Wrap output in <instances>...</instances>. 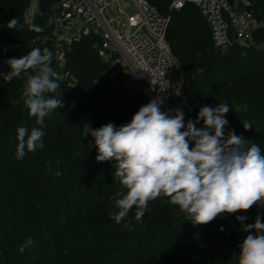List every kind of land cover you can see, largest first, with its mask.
Listing matches in <instances>:
<instances>
[{
	"label": "trees",
	"instance_id": "16d2710c",
	"mask_svg": "<svg viewBox=\"0 0 264 264\" xmlns=\"http://www.w3.org/2000/svg\"><path fill=\"white\" fill-rule=\"evenodd\" d=\"M55 1L39 0L35 20L27 23L30 0H0V73L10 71L9 58L33 48L55 56ZM150 1L171 16L167 39L187 76L185 97L196 115L203 106L226 102L233 111L226 114L225 136L234 129L264 151V26L248 45L222 48L195 4L170 9V0ZM254 10L264 21V0H255ZM14 17L22 25L18 31L6 27ZM67 64L73 76L53 77L64 106L46 116L43 126L24 106V77L8 83L0 76V264H237L240 243L223 215L196 225L162 196L139 220L135 207L119 224L109 217L111 198L120 190L114 162L96 161L93 138L83 137L82 125L130 122L142 94L108 75V63L89 38L73 45ZM236 105L248 111L235 112ZM244 122L252 125L247 131ZM22 126L29 132L41 127L44 147L26 150L18 160L16 130ZM29 238L33 243L21 252Z\"/></svg>",
	"mask_w": 264,
	"mask_h": 264
},
{
	"label": "clouds",
	"instance_id": "9594fccd",
	"mask_svg": "<svg viewBox=\"0 0 264 264\" xmlns=\"http://www.w3.org/2000/svg\"><path fill=\"white\" fill-rule=\"evenodd\" d=\"M51 23V21H49ZM17 17L7 22L8 29L20 30ZM2 27V26H0ZM39 32L43 28L34 27ZM53 52L33 48L20 58H9L7 73H0L5 82L24 77L23 103L30 117L43 126L46 116L64 104L51 67ZM52 93L54 95H46ZM161 99H152L119 127L107 123L99 128L82 125L83 137L91 136L97 150V162H114V180L120 190L111 199L108 215L117 224L135 207V219L143 217L151 201L166 197L186 214V220L206 225L222 214L246 212L254 205H264V151L234 129L225 136L226 114L232 108L225 102L203 106L196 120L185 124L182 109L161 111ZM13 103H16L13 101ZM247 106L236 105L235 112ZM233 111V110H232ZM175 113L174 115L172 113ZM203 121V127L197 124ZM249 130L251 123L244 122ZM16 158L44 147L41 127H19ZM27 137V139H26ZM59 175V173H58ZM243 224L246 217L237 215ZM257 215L253 224L243 225L248 232L239 245L237 264H264V222ZM223 230V229H221ZM33 241L29 238L20 247L23 252Z\"/></svg>",
	"mask_w": 264,
	"mask_h": 264
},
{
	"label": "built area",
	"instance_id": "2783aa9c",
	"mask_svg": "<svg viewBox=\"0 0 264 264\" xmlns=\"http://www.w3.org/2000/svg\"><path fill=\"white\" fill-rule=\"evenodd\" d=\"M38 1L30 0L24 16L27 23L35 20ZM187 3L201 10L214 44L222 48L233 43L248 45L264 26L254 10L255 0H170V9H180ZM170 20L171 16L162 13L150 0H59L52 37L56 71L66 67L73 45L89 38L101 59L108 63V75L141 92L137 111L152 99H161V111L179 108L185 114V124L189 119L195 121V109L185 97L187 76L167 39ZM196 126L201 128V122ZM222 215L241 244L250 234L242 230L243 225L253 224L257 215L264 222V205ZM237 215L246 217L243 224L236 219Z\"/></svg>",
	"mask_w": 264,
	"mask_h": 264
},
{
	"label": "rangeland",
	"instance_id": "374dc122",
	"mask_svg": "<svg viewBox=\"0 0 264 264\" xmlns=\"http://www.w3.org/2000/svg\"><path fill=\"white\" fill-rule=\"evenodd\" d=\"M57 1V0H56ZM54 2V3H57L58 4V2ZM54 58V67H53V69H54V72H56V74H57V76H56V74L54 75V77H58L59 79H64L66 76H70V75H72L73 76V70H72V68H70L69 69V67H68V64H67V66L66 67H64L63 69H61V70H57L56 71V66H57V62H56V56H54L53 57ZM179 61V60H178ZM181 64V63H180ZM73 71V72H72ZM58 240H56L55 242H57ZM48 251H49V248H47L46 249V251H45V253H44V259H47V257H48ZM17 257H18V261H20L22 258H20V255H17ZM21 257H22V255H21ZM30 257V256H29ZM42 256L40 255V258H41ZM35 259H36V257H35ZM32 260V259H31ZM29 261V260H28ZM22 262V261H21ZM39 261H37V263H38ZM43 261H40L39 262V264H41ZM20 263V262H19ZM48 262H46L45 264H47ZM27 264V263H26Z\"/></svg>",
	"mask_w": 264,
	"mask_h": 264
}]
</instances>
